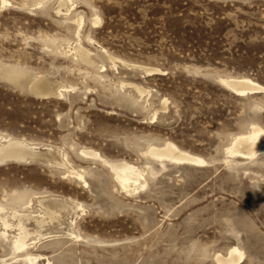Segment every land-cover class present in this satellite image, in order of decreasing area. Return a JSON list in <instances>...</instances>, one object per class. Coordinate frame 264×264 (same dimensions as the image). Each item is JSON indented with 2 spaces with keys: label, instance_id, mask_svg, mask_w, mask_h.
<instances>
[{
  "label": "rangeland",
  "instance_id": "1",
  "mask_svg": "<svg viewBox=\"0 0 264 264\" xmlns=\"http://www.w3.org/2000/svg\"><path fill=\"white\" fill-rule=\"evenodd\" d=\"M10 141L0 264H264V0H0Z\"/></svg>",
  "mask_w": 264,
  "mask_h": 264
},
{
  "label": "bare ground",
  "instance_id": "2",
  "mask_svg": "<svg viewBox=\"0 0 264 264\" xmlns=\"http://www.w3.org/2000/svg\"><path fill=\"white\" fill-rule=\"evenodd\" d=\"M247 80V79H246ZM230 81V80H229ZM248 81H251V80H248ZM244 82V81H243ZM240 83L242 84V81H240ZM253 83V82H252ZM48 83H45L44 82H39L37 85H35V87L37 88H40L41 87L43 88V91H49V92H52L50 90V88L48 87L47 85ZM226 84L229 85L230 87L234 88L237 92L239 93H245L247 90H254L255 88H258L257 86L256 87H250L248 85V87L245 85V82H244V85L246 87L244 88H239L237 86H235L236 83H232V82H228L226 81ZM240 84V86H242ZM252 85V84H250ZM35 89V88H34ZM52 89V88H51ZM42 94H44V92H42ZM47 94V93H46ZM241 95V94H240ZM244 136V135H242ZM258 133L254 134V135H245V137H241L240 139H242L241 141L244 142V141H249L247 146L249 145L250 141L252 143H250L249 147L252 145L253 147L249 148V151L247 152V154L249 155H252V154H257L253 151V149L256 147V140L258 139ZM240 141V142H241ZM22 142V141H20ZM20 142H16V141H10L8 142L7 144H3L2 146H0V161L3 159H5L7 157V155H11V154H18V155H22L23 157L28 154V150L23 147V145L20 143ZM239 142V141H238ZM246 144V142H245ZM27 145V144H26ZM31 149V148H30ZM248 149V148H247ZM260 150V149H259ZM233 153L234 152H237V151H232ZM238 152H242V151H238ZM90 153V152H89ZM92 153V152H91ZM90 153V154H91ZM153 155L159 157L160 159L161 158H166V159H169L171 161H177V162H180V163H188V164H200V163H203L204 160H202V158H199L198 156H192V155H189L187 153H184L182 151H180L179 149L175 148L173 145H168L166 149L164 150H154L153 151ZM88 154V153H87ZM93 155H96V156H99L97 153H92ZM89 155V154H88ZM31 156V155H30ZM32 156H35L33 155L32 153ZM91 156V155H90ZM94 156V157H96ZM247 157V155H245ZM255 156V155H254ZM86 157V156H85ZM92 157V156H91ZM31 159V158H30ZM13 160V159H12ZM2 163V162H1ZM195 165V166H197ZM113 170H115V174L117 175V178L118 180H120V182L122 183V187H125V188H129V183L130 181L132 182H137L139 180V178L141 177L142 178V174L141 172L137 171V169H135L134 167L132 168L131 166H125V167H115L113 166L112 167ZM78 177V176H77ZM82 179V178H81ZM84 179V178H83ZM143 179V178H142ZM117 181V180H116ZM86 184V182H85ZM146 184V183H145ZM133 187V186H132ZM142 188V187H141ZM131 190V189H130ZM136 191V189H135ZM80 207V206H79ZM6 227H8V223L5 221L4 223ZM24 223L22 221H20V223L18 224L20 226V233L18 234V237L15 238L16 241H15V248L16 250L18 251H21V250H25L27 249L28 247V243H27V239L26 237H28L30 235V232L26 229L25 225H23ZM6 235V232L4 233ZM32 235V233H31ZM24 252V251H23ZM236 252H240L238 251V249H233L231 251L230 254L232 253H236ZM242 253H239V258H242L243 255H241ZM34 256V255H33ZM29 258V257H28ZM237 258V256H236ZM36 257H33V258H29V261L31 262V264H36ZM40 259V258H39ZM243 259V258H242ZM242 259L241 262H242ZM239 260V262H240ZM237 259H231L227 262V264H238L237 263ZM226 264V263H225ZM241 264V263H240Z\"/></svg>",
  "mask_w": 264,
  "mask_h": 264
}]
</instances>
